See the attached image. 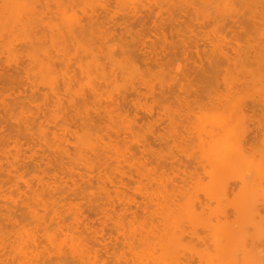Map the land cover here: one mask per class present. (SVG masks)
Returning <instances> with one entry per match:
<instances>
[{"label": "rangeland", "instance_id": "obj_1", "mask_svg": "<svg viewBox=\"0 0 264 264\" xmlns=\"http://www.w3.org/2000/svg\"><path fill=\"white\" fill-rule=\"evenodd\" d=\"M11 1L12 0H0V13H2L0 14V169H2L0 170V264H128L130 261L128 262L129 258L127 260V257H129V255L131 256L130 248H134L133 246L136 247L134 248L135 250L138 248L139 250H142V252H144L143 257V253L141 254V251L139 252V250L137 249L138 252L134 254L136 256L134 257L135 264H137L136 262H138V264H147L149 263V261L151 264L155 263L153 261H156V264H158L159 262L162 264H166L169 262L170 264V261L172 264H217L218 261H221L218 262L220 264H228L231 260L232 261L230 264H234L233 262H236V264H241L242 262L244 264H264V258L261 257L264 255V248H262L263 246L261 247V245H259L260 247H257L256 245L259 243H256L255 241L259 239V237L264 236L262 234V236L258 235L260 234L258 232L264 233V226L262 227L264 223L263 220H261L262 218L264 219V202L259 200L260 198L264 199V165L262 164V161L264 163V17L262 16L264 15V0H256V3L255 1L252 2V0L248 3L247 1L250 0H240L243 1L240 3L241 5L239 4V0H230V2L229 0H214L213 2L215 3V6L217 5L218 7H214V3H212V0L211 2L210 0H207L208 2L206 0V2L203 0H195L194 4L193 2H191V0H185V4L184 0H181V2H179V0H37L38 2H36L35 0H19V2H15L13 4L11 3ZM187 1L190 2L187 3ZM33 2L35 3L33 4ZM209 2L212 3L214 10H211L210 6L212 5ZM16 3H19L17 4L18 7L20 6L23 10L26 9L24 10L27 11V14L25 13L26 15H28V10L32 5H34L33 7H36V9H38L39 11H44H42L43 13L40 12L41 17H39L37 16L39 13L36 14V11L38 12V10H35L34 8L35 12H31V15L29 14L30 17H32L30 18L28 16L29 18L26 17L28 19H25L23 18L25 16H23L22 14V20L20 18L21 12L20 10H17L19 8L16 9V6L14 5ZM186 3L189 5H191L192 3L194 6L190 7H192L193 10ZM200 3L204 4V6L200 5ZM207 3L209 4V6L207 5ZM218 3L220 4V6L218 5ZM254 3L256 7L258 6L259 12L256 11L257 8L253 6ZM262 3L263 5H261ZM197 4H199L200 6ZM205 4L209 7V10L213 12V15L212 13H209L210 11L207 12V6H205ZM246 4L248 5L246 6ZM29 5L31 6L29 7ZM250 6L253 7V9L255 8L253 12ZM33 7L31 11H33ZM244 7L247 10H244ZM10 8L14 10V13H12V15ZM223 8H226V10H222ZM157 9H159V11ZM156 10L157 13H155ZM191 11L194 12V14ZM92 12L93 15L97 16V18H94L95 16H92ZM173 12L175 14H173ZM225 12H227L226 16H224ZM204 13L206 14L205 16L210 20L205 16L203 18ZM219 13H222V15ZM89 14H91L92 17H89ZM196 15H199L198 18H196ZM16 16L18 17V19H21L22 23L20 19V23H18ZM219 16H223L221 17L222 19H220ZM33 17L35 19H37V17L40 19H33V22L31 21ZM212 17H214V19L216 17V21H214ZM253 18L257 19L255 20ZM74 19H76L75 22ZM217 19H219L221 22L223 21V23H220V21ZM28 20H30L31 22L29 21L30 23H28ZM77 21L78 24L76 23ZM161 21L164 23H162ZM193 21L194 23H191ZM23 22L25 25H27L24 26ZM237 23H239V25H237ZM33 24L36 27L33 26ZM81 24H83L82 28H78L79 25L81 26ZM84 24L88 28H86ZM159 24L163 26H160ZM165 24L168 25L167 28L165 27ZM19 25H23L24 28L27 26H30L31 29H33V27L36 28L33 29L34 32L36 31L34 34L29 30L27 32L28 28L26 30L23 29L25 31L23 32L27 33V41H30L31 39L32 41L30 42H33L34 40L36 42V39L40 38L41 36H45L47 37V39L45 37L44 39H38L39 45L36 44L37 42L34 43V45H32L33 43L30 45V43L26 41V45H24L22 43L24 42V40H26V34H20V32H22V29ZM52 25H54L55 27ZM72 25L73 27L71 28ZM50 26L52 28L48 31ZM57 26L60 27V29H56ZM83 26H85V28H83ZM15 27L17 28L16 30L19 31V33L14 32ZM68 27L71 28H69L70 32H68L69 30L67 31ZM110 28L112 29V32ZM163 28H166V30H164ZM219 28L221 29V31ZM238 28L241 31H239ZM241 28H243L244 31ZM169 29L171 30L169 31ZM190 29L192 30V32H194V34ZM223 29L224 31H222ZM92 30L93 32L95 30H97V32L103 31L100 32L103 35L94 32L99 35L95 38L96 34L90 32ZM52 31L60 32L62 33V35L53 33ZM66 31L68 35L72 32V38L70 36H67V33H64ZM77 31H80V34H77L79 33ZM138 31L141 32L139 33ZM155 31L156 33H154ZM172 31H174V33H172ZM208 31H210V33ZM261 31L263 32V35ZM38 32L39 34H36ZM138 33L141 35H139ZM217 33L220 34L221 37H219ZM258 33H260L261 35ZM17 34L22 37V40L21 37L17 36ZM110 34L113 36H111ZM118 35H120V39H118ZM144 35L147 37L145 38ZM155 35H159L160 37H156ZM29 36H31V38ZM209 37H212V41H209L211 40V38ZM94 38L96 39V41ZM112 38L115 40L116 44L118 39V41H120L119 43H122L121 46L119 43V46L115 45V42L111 43V41H114ZM162 38L165 41L164 43ZM143 39H145V41ZM40 40H42V42H39ZM97 40H99V42L101 41V45L98 44L100 45V47L95 44L99 43L97 42ZM142 40L146 43L144 44ZM171 40L176 44L174 45ZM256 40L259 41L257 42ZM103 41L104 44L108 42L106 43V46L102 44ZM152 41L154 43H152ZM170 41L171 43L169 44ZM109 42L112 45L108 46L110 44ZM142 42L145 46L142 44ZM179 42L183 44H179ZM196 42L197 44H195ZM156 43L160 44L157 46ZM126 44L127 47L129 46L128 49H126L127 47H125ZM134 44H136L138 48H136ZM222 44H224L223 47L225 49H222ZM245 44L247 45V47ZM92 45L95 46L93 47ZM217 45L219 46V48ZM122 46L128 53L122 51L125 50L124 48H121ZM189 46H192L193 48H190ZM95 47L97 52L95 50ZM97 47H99V51ZM106 47V50H109L107 52H105ZM150 48L153 49L152 51H156L154 50V48L157 49V52L159 54L156 53V56V54L151 53V55L154 54L156 58L152 57L151 60L149 58L148 60L150 61H148L144 59L143 55L145 54L143 53L148 49L150 52H152ZM180 48H182V50H179ZM118 49L120 53L122 51V54L118 52ZM214 49H217L216 52ZM222 50H228L226 56H224L225 52ZM218 51L220 53H218ZM123 52L129 58L130 56H132V60H128L129 58L127 57L121 58V55L125 56L123 55ZM130 52H132L133 54L127 55L130 54ZM161 52L164 54H161ZM185 52L188 58L186 57V54H184ZM141 53L143 55H141ZM251 53L255 55H251ZM96 54L99 56H97ZM101 54H104L107 57H105L104 55L101 56ZM219 54H222V56L224 57H222L221 55L219 56ZM94 55H96L97 58H95L96 56L92 57ZM228 56L230 60L227 59ZM248 56L252 59H248ZM102 57L105 59H102ZM260 57L263 59H261ZM194 58L197 59L195 60ZM42 59L47 62V68L44 67L45 65H41V62H44L41 61ZM97 59L99 60V62H97ZM115 59H117L116 62ZM123 59H125L126 63ZM133 59L139 60L137 61L138 67H134L135 69H138L137 72L132 68L136 63L135 60V63L133 62ZM153 59H155L156 61ZM162 59H164V61ZM108 60H110V62L114 60L115 65H112V62L108 63ZM141 60L143 62H141ZM214 60L216 64L212 65V61ZM102 61L104 62L102 63ZM122 61L124 64H126L124 67L129 69L130 72L134 70L133 73L135 75L132 73L127 74L126 69H122L120 67L118 62H121L120 64H122ZM129 61L133 62L132 64H134L132 65V67ZM145 61L148 63H146ZM245 62H247V64ZM116 63L119 65V68L116 67L118 66ZM161 63H163L164 65H160ZM190 63L193 64L191 65ZM91 64H93L94 66L98 65L97 67L99 68L92 67L93 65ZM124 64H122L121 66L123 67ZM156 64H158V66ZM128 65L129 67H126ZM217 65L218 67H215ZM211 66L212 69L210 70L209 68H211ZM233 66L236 67L234 68ZM246 66H248L249 69L243 68ZM130 67L133 70H131ZM160 67H162L163 69ZM96 69H98L100 72ZM186 69L188 72L185 71ZM250 69L252 72L250 71ZM207 70L209 73H211L212 71V76L211 74H208V72L206 73ZM96 71L99 74H97ZM142 71L144 73H146L147 71V75L144 76V73ZM199 72L203 73L204 75ZM214 73H217V75H215ZM256 74L257 76H259V78H257ZM103 75L105 76L103 77ZM198 75L202 76L203 78H200ZM205 75H210V77H205ZM226 78L228 79V81L231 80L229 84ZM93 80L94 82L96 80L97 82L95 83H97L98 85H95ZM241 80H243L244 82H241ZM239 81L243 84L241 85V87L239 85L241 84ZM91 82L93 85L91 84ZM231 83L238 85L232 86ZM225 87L227 88V90L225 89ZM93 88L97 89L94 90ZM163 89H165V91ZM178 90L180 92H178ZM237 90L240 92H238ZM225 91L228 92L226 93ZM166 92L168 95L165 94ZM233 92L239 94L236 95ZM224 93L227 94H225L226 97L223 95ZM218 94L221 96L223 95L222 97H224H221V99L223 100L221 101L220 99V102L223 103L224 101L223 104L230 106L227 107L226 105H223V109L222 104L218 102V99L220 97H217ZM231 94L233 95L231 96ZM121 95L124 96L121 97L123 99L120 101L119 99H121ZM215 97L217 98V100ZM116 98L118 99L116 100ZM124 98L126 101L124 100ZM228 99H230L231 102ZM259 99L261 101H259ZM115 100L119 101L116 102ZM226 102L229 104H227ZM212 103L214 107L211 106ZM207 105L210 107L208 108ZM204 106L206 107V110ZM245 106L248 107V109H245ZM253 106L255 109L252 108ZM200 107H204V109H201V111L198 112V110H200ZM191 108L193 109L191 110ZM214 108L215 110H212ZM241 108L243 110H241ZM150 109L153 111V113L152 111H149ZM222 109L227 110L223 112ZM238 109H240L239 112ZM195 110H197V114H194L196 117H194L193 115V112ZM241 112L242 117L241 115H239L241 114ZM197 115H199V117ZM234 115H236V117H233ZM237 115L240 116V120ZM232 117L234 119V123H232ZM257 117L259 118V120ZM127 118H129L130 121ZM156 118L158 123L156 122ZM126 119L129 123L126 121ZM146 119L148 120L146 121ZM238 120L239 122H237ZM222 121L224 122V124H222ZM144 122L148 123V125L144 124ZM216 123L220 126H218ZM237 124L238 126L243 127V132L241 127L239 128L237 126V129ZM124 125L127 127H124ZM234 126L236 128H234ZM220 127L221 129H224L221 130ZM218 132L220 133L219 135L217 134ZM259 133H261L259 135L260 137H257V134ZM237 136L239 138L238 141H241H239V143L238 141H234L236 140ZM205 142L207 145L205 144ZM235 143L237 145H235ZM240 149L246 152V155L249 154L250 157H252L251 160L249 159L246 161V163L248 162L249 168L254 171L259 168L258 170H256L258 172H255L254 174V179H251L249 182L243 183L245 186L242 187H245L246 189L247 187L249 188L247 190L244 188V191L239 192L241 191V187L240 185L238 186V182L237 184H234L239 189L235 188V185H233V183L231 184V182L226 183L227 185L225 184L224 186H220L218 185V182H214V184H217L219 186V188L218 186L216 187L213 184L210 176L213 177V175L217 176L219 174L220 166L216 162L218 157L226 155V153L232 155ZM249 155H247V158H250ZM199 156H202V161ZM179 160H181L184 165ZM193 160L196 162H194ZM197 161H199V163ZM203 161L206 163V165ZM14 166L16 167V169L14 168L15 170L13 169ZM186 166L189 169H187ZM252 166L254 168H251ZM181 167L182 169H180ZM195 168L197 170V173L195 171ZM11 169H13V171H11ZM190 169L193 172H191ZM139 170L141 171V173L142 171H144L147 175L149 172L150 173L148 176L143 173L142 175ZM180 174H182V176ZM183 177H186V181ZM196 180L198 181V183ZM255 180H257V182H255ZM166 181L168 182L166 183ZM209 181L212 182L210 183ZM190 182L192 183V185ZM174 184H176V187ZM228 184H231L232 187H230ZM140 185V190H138ZM168 185H171L170 190L169 188H167ZM203 185H211L210 188L214 190L212 191L210 188H208V186L205 187ZM212 186L214 188H212ZM226 186H229V188ZM163 187L165 189L167 188V192ZM177 187H181V191L180 188L178 189ZM192 187L196 189L195 192L194 190L191 191ZM158 189H161L162 192H159ZM218 189L221 193H216ZM249 189H252V191H248ZM171 190L174 192H172V194L170 192L171 195L167 194ZM200 190H202L201 194ZM230 190L232 191L231 193ZM237 190L239 191L237 192ZM147 192H151L153 198L152 201L154 200L152 203L154 205L152 204L150 206L149 204H147V206H144L145 203L151 204V200L150 202H148L146 196L148 194ZM181 192L182 194H180ZM189 192H191V197L189 196ZM213 192L216 195L213 194ZM252 192L255 194H253ZM232 193L233 198L231 196ZM257 193L259 194L257 195ZM164 194L167 197L164 196ZM173 194H178L177 198H175ZM196 194L197 196H195ZM204 194H207L206 196H209V198L211 197V195H213V197L209 200V198L203 196ZM244 194L249 195L246 196ZM160 195L163 197H161ZM169 195L171 196V198ZM217 195L219 198L216 199ZM184 196L185 198H183ZM241 196H245L243 197L245 201L242 200ZM132 197L133 199L135 198L134 201ZM149 197L150 195L148 196V198ZM163 198L166 200H163ZM190 198L193 203L192 201H188ZM219 199L220 202L217 203V200L219 201ZM233 199H236V201H234ZM255 199L257 201H255ZM170 200L171 205L169 202ZM201 200L203 202H201ZM251 200L255 202H252ZM213 201H216V204H214L215 202ZM240 201L245 202V204H243L244 206L241 205L242 202ZM165 202L169 203L170 206L167 207L168 204L166 205ZM178 202L181 205L182 203L185 204V206L183 205L184 208ZM226 202H228L227 204H229V202L230 204H234L227 205L225 204ZM155 203H157V205ZM173 203H175L176 205H174ZM186 203L188 204V206ZM205 203L207 205H205ZM201 204H204V207ZM252 204L254 207L252 206ZM256 204H261L259 206L263 207V209L259 206H256ZM172 205L176 207H172ZM235 205H237V207L239 208L235 207ZM219 206L222 208V210H220ZM230 206H234V212ZM170 208L173 210H171ZM200 208H202L201 211ZM210 208L214 209L215 211H213L212 213V210L210 211ZM216 208L218 209V212L220 211L219 215L217 214L218 212L216 211ZM240 208L243 209L241 210ZM258 208H260L262 214L259 213L260 211L257 210ZM147 209H149L150 211ZM229 209L231 214L229 213ZM254 209H256L257 211ZM179 210L182 211V213L178 212ZM224 210L228 212L226 216H224L226 214ZM152 211H154L153 213L156 212V215H150V213L152 214ZM209 211L212 213V215L211 213H209ZM195 212L197 214H195ZM199 212H201V214H199ZM223 212H225V214H223ZM130 213L132 215L134 214L135 217H132ZM233 213L234 217L238 215L237 217L239 218V215H241L240 219L243 220L236 218L237 221H241L240 224L237 221L235 223V221H232V219H227L233 218L234 220H236L234 217H231V215L233 216ZM229 214L230 216H228ZM246 214L247 216H245ZM259 214L261 216L263 215L262 218H260ZM160 215L162 217H160ZM223 216L225 218L227 216L228 217L225 219L223 218ZM150 217H153V219H156V217L158 218L156 219L157 221L155 220V222ZM161 218L163 219V223ZM216 219H218L219 221H221V219H225L227 221H222H229L230 225L235 224V230H237V228L239 227V230L236 231L237 234H243L241 236L242 238L239 237V235H236V237H234L236 245L240 244L241 246H243L242 243H245L246 241L250 242V236L253 235L254 237L252 236V238L255 239L256 235L257 239L254 240L256 244L253 243V241H251V243L254 245H250L249 242L248 244H246L247 246L250 245L254 249L256 248L254 251L258 252V254H256L260 258H258L256 254H253L255 253L253 251V248H249L245 245L243 249L242 247H239V245L237 246L239 248L238 251L242 248L245 252L244 256H242L243 250L241 249L242 251L240 250V253H237V255H241V258L238 257L237 259V256L235 254L234 257H229L230 260L228 258H224L223 260V256L214 246H212L211 242L208 240V237L207 239L205 238L206 231L204 230V233V231L200 230V232L198 230V228L201 229V227H205V225H207L206 223H209L211 221L214 222L216 221ZM257 219H260L262 223H260V221H258ZM151 221L154 222L152 223V225L154 226L149 224V222L151 223ZM164 221H167V225L173 227H167L168 230L170 227V232L172 229V234H170L168 230L164 231L166 228H163L167 226ZM130 223L133 225V227ZM155 223H158L159 225H157L159 227L161 223L164 224V227L163 225H161V228L163 230L159 227V230L154 229V227L156 226ZM194 223L196 224L194 225ZM256 223H258V225H256ZM227 224L228 223H226L225 225ZM251 224L254 226V229H252ZM200 225L201 227H199ZM130 226L132 227L133 231L136 230L137 233L133 232ZM186 226H190V230H186V228L188 229V227ZM192 226L196 227V232L192 231L195 230V228L193 229ZM235 226L233 225L232 227ZM258 226L259 229L257 232L256 229L258 228ZM260 226L262 229H260ZM244 227L247 229H245ZM248 227L251 228V231H254L251 232L249 230L250 228ZM130 230L133 232V234L135 233L134 239L136 240L132 239L133 234H130ZM187 231H191L193 233V236L188 235L190 236L189 239L191 238V242L190 240L188 241V237L186 234ZM238 231L240 232L238 233ZM142 233L143 235H141ZM194 233H196V236H194ZM250 233L252 235H250ZM129 234L131 236L128 239ZM163 234H165L163 238L166 241V244L163 245L161 241V243L157 242L156 244L154 240L152 241V239H155V241L159 240L156 238L161 237ZM245 235L246 237L243 238ZM192 237L194 238L193 240ZM247 238L249 240H247ZM143 240L146 241L144 242ZM206 240L210 242L211 245L206 242ZM260 240L261 239H259V242ZM263 240L264 239H262L261 242H264ZM147 241L152 242L150 244L151 246H149V244L147 245ZM130 242L132 246H130ZM133 242L135 245L133 244ZM204 242L207 244H205ZM158 243H160L161 245ZM168 243L170 245H168ZM179 243L184 244V246H181ZM128 244H130V248ZM260 244L263 245L264 243ZM139 245H141V247H138ZM157 245V250L158 248H160L159 246H161L162 248L164 247L165 249L161 248L157 251L154 248ZM174 246L176 248L178 247V251L175 250L176 248ZM144 247L147 248L145 249ZM148 247L154 249L152 250ZM74 249H76L75 252L77 254L74 252ZM134 249L133 253H135ZM245 250H248L247 253ZM249 250L251 251L249 252ZM79 251L80 253H83V256L81 253V256L83 257L81 259L80 253H78ZM149 251L151 252L149 253ZM187 251H189V253ZM152 252H155L154 254H158L156 255L157 257H155V255H153V257L150 256L151 254H153ZM210 252L211 254H209ZM139 254L141 255V257ZM145 254H147L146 256H149L151 258H146ZM249 254H253L252 257ZM169 255H172L173 257ZM220 255L221 257H219ZM256 257V261L258 262L254 261ZM164 258L167 259V261L163 260ZM168 258H170V260ZM242 258L243 260H241ZM248 258L249 260H247ZM252 259L254 262L252 261ZM186 260L190 261L191 263H188V261L186 263ZM226 261H228V263H226ZM250 261H252L253 263Z\"/></svg>", "mask_w": 264, "mask_h": 264}, {"label": "bare ground", "instance_id": "obj_2", "mask_svg": "<svg viewBox=\"0 0 264 264\" xmlns=\"http://www.w3.org/2000/svg\"><path fill=\"white\" fill-rule=\"evenodd\" d=\"M35 1L38 2L37 0H35ZM149 1H151V0H149ZM152 1H153V0H152ZM182 1H183V0H182ZM196 1H197V0H196ZM199 1H201V0H199ZM203 1H205V0H203ZM206 1H207V0H206ZM206 1H205V2H206ZM213 1H214V0H212V3H214ZM232 1H233V0H232ZM239 1H240V0H239ZM253 1H255V3H256V0H252V2H253ZM15 2H19V0H17V1H16V0H12V1H11L12 4L15 3ZM31 2H32V1H31ZM179 2H181V0H179ZM185 2H186V1L184 0V4H185ZM188 2H190V1H187V3H188ZM191 2H193V4H194L195 0H191ZM207 2H208V1H207ZM210 2H211V0H210ZM210 2H209V3H210ZM217 2H219V1H217ZM217 2H216V4H217ZM229 2H230V0H229ZM229 2H227V3H229ZM241 2H243V1H240L239 4H240ZM248 2H251V0H250V1H247V3H248ZM34 3H35V2H33V4H34ZM155 3H156V2H155ZM187 3H186V4H187ZM203 3H204V2H203ZM212 3H210V4L212 5ZM221 3H223V2H221ZM227 3H225V4H227ZM236 3H237V2H236ZM244 3H245V2H244ZM244 3H243V5H244ZM255 3H254L253 6H254L255 8H257L256 11H258V6L256 7V6H255ZM257 3H258V2H257ZM12 4H11V5H12ZM17 4H19V3H16V4H14V5L16 6V9L19 8V9H17V10H18V11L20 10V12H21V14H20V18H21L22 14H23V16H25V17H23V18L28 19V18L30 17V15H31L30 13H31V12H35V11H34V8H35V10H38V9H36V7H33L34 5L31 4L32 6L29 5V7L31 6V8L28 7V8H29V10H28L29 13H28V15H26V14H27V11H24V10H26V9L23 10L20 6L18 7ZM21 4H22V3H21ZM27 4H28V3H27ZM193 4L191 3V5H189V4H187V5H189V7H190V6H194ZM250 4H251V3H250ZM252 4H253V3H252ZM14 5H13V6H14ZM23 5H24V4H23ZM195 5H196V4H195ZM197 5H199V4H197ZM200 5H203V6H204V4H201V3H200ZM200 5H199V6H200ZM207 5L209 6L208 3H207ZM207 5L205 4V6H207ZM218 5L220 6L219 3H218ZM231 5H232V3H231ZM234 5H235V4H234ZM240 5H241V4H240ZM247 5H248V4H246V6H247ZM259 5H260V3H259ZM261 5H263V3H262ZM203 6H202V7H203ZM208 6L206 7L207 12L210 11L209 13H210V14L212 13V15H213V12H211L212 9L214 10L213 5L210 6V7H211V10H209V7H208ZM216 6H217V5H216ZM216 6H215V3H214V7H216ZM226 6H227V5H226ZM228 6H229V5H228ZM32 7H33V11H31ZM195 7H196V6H195ZM217 7H218V6H217ZM233 7H234V6H233ZM263 7H264V6H263ZM28 8H27V9H28ZM190 8L193 10L192 7H190ZM198 8H199V7H198ZM219 8H220V7H219ZM221 8H222V4H221ZM226 8H227V7H226ZM226 8H223L222 10H224V9L226 10ZM229 8H230V7H229ZM250 8L252 9V12H253V10H255V8L253 9V7H251V6H250ZM10 9H11V8H10ZM194 9H195V8H194ZM204 9H205V7H204ZM217 9H218V8H217ZM227 9H228V8H227ZM233 9H234V8H233ZM259 9H260V8H259ZM22 10H23V11H22ZM157 10L159 11V9H157ZM157 10L155 11V13H157ZM197 10H198V9H197ZM215 10H216V9H215ZM239 10H240V9H239ZM244 10H247V9L244 7ZM12 11H13V12H12ZM42 11H44V10H42ZM42 11H39V10H38V12L36 11V14L39 13L37 16L41 17V16H40V14H41L40 12H42ZM167 11H168V10H167ZM195 11H196V10H195ZM200 11H201V9H200ZM200 11H199V12H200ZM227 11H228V10H227ZM229 11H230V10H229ZM236 11H237V10H236ZM260 11H263V10H260ZM191 12H192V11H191ZM199 12H198V13H199ZM202 12H203V11H202ZM220 12H221V11H220ZM233 12H234V11H233ZM238 12H239V11H238ZM250 12H251V11H250ZM258 12H259V11H258ZM12 13H14V10L11 9V15H12ZM25 13H26V14H25ZM42 13H43V12H42ZM155 13H154V16H155ZM192 13L194 14V12H192ZM216 13H217V12H216ZM226 13H227V12H225V15H224V16H226ZM229 13H230V12H229ZM229 13H228V14H229ZM246 13H247V11H246ZM255 13H256V12H255ZM255 13H254V14H255ZM0 14H2V13H0ZM29 14H30V15H29ZM91 14H92L93 17L95 16V15H93V12H92ZM91 14H89V17L91 16ZM94 14H95V13H94ZM160 14H161V13H160ZM168 14H169V13H168ZM173 14H175V13L173 12ZM217 14H218V13H217ZM217 14H216V15H217ZM219 14L222 15V13H219ZM223 14H224V12H223ZM236 14H238V13H236ZM250 14H251V13H250ZM256 14H257V13H256ZM259 14H260V13H259ZM259 14H258V15H259ZM157 15H158V14H157ZM170 15H171V14H170ZM205 15H206V14L204 13L203 18H204ZM28 16H29V17H28ZM34 16H35V15H34ZM92 16H91V17H92ZM190 16H191V15H190ZM190 16H189V18H190ZM193 16H194V15H193ZM196 16H197V15H196ZM198 16H199V15H198ZM198 16H197L196 18H198ZM200 16H201V15H200ZM210 16H211V15H210ZM229 16H230V15H229ZM235 16H236V15H235ZM248 16H249V15H248ZM251 16H252V15H251ZM251 16H250V17H251ZM259 16H260V15H259ZM262 16L264 17V15H262ZM26 17H28V18H26ZM31 17H32V16H31ZM31 17H30V18H31ZM172 17H173V16H172ZM191 17H192V16H191ZM205 17H206V16H205ZM219 17H220V16H219ZM221 17H223V16H221ZM221 17H220V19H222ZM230 17H231V16H230ZM252 17H253V16H252ZM16 18H17L18 23H20L21 19L23 20V18H21V19L19 18V19H20V21H19V19H18L17 16H16ZM94 18H97V16H95ZM94 18H92V19H94ZM196 18H195V19H196ZM206 18H208V17H206ZM206 18H205V19H206ZM259 18H260V17H259ZM33 19H35V18L33 17L31 21L34 22ZM37 19H40V18L37 17ZM37 19H35V20H37ZM90 19H91V18H90ZM167 19H168V17H167ZM169 19H171V18H169ZM192 19H193V18H192ZM192 19H189V20H192ZM208 19H209V18H208ZM212 19H214V17H212ZM215 19H216V17H215ZM215 19H214V21H216ZM227 19H228V18H227ZM237 19H238V18H237ZM253 19H255V18H253ZM256 19H257V18H256ZM256 19H255V20H256ZM263 19H264V18H263ZM75 20H76V19H74V22H75ZM173 20H174V19H173ZM209 20H210V19H209ZM217 20H219V19H217ZM231 20H232V19H231ZM233 20H234V19H233ZM242 20H243V19H242ZM242 20H241V21H242ZM29 21H30V20H28V23L31 22V21H30V22H29ZM79 21H80V20H79ZM194 21H195V20H194ZM194 21L191 22V23H194ZM219 21H220V20H219ZM226 21H227V20H226ZM226 21H225V22H226ZM251 21H252V20H251ZM262 21H263V20H262ZM25 22H26V20H25ZM37 22H38V21H37ZM72 22H73V20H72ZM81 22H82V20H81ZM161 22H162V21H161ZM195 22H196V21H195ZM225 22H224V23H225ZM232 22H233V21H232ZM239 22H240V21H239ZM248 22H250V21H248ZM258 22H259V21H258ZM21 23H22V21H21ZM76 23L78 24V21H77ZM162 23H164V22H162ZM202 23H203V22H202ZM220 23H223V21H222V22L220 21ZM251 23H253V22H251ZM79 24H80V22H79ZM87 24H88V23H87ZM92 24H93V23H92ZM160 24H161V23H160ZM160 24H159V25H160ZM218 24H219V23H218ZM256 24H257V23H256ZM259 24H260V23H259ZM23 25L26 26L27 24L25 25L24 22H23ZM23 25H22V26H23ZM28 25H29V24H28ZM31 25H32V24H31ZM36 25H38V24H36ZM73 25H74V24H73ZM73 25L71 26V28L73 27ZM82 25H83V24H81V26L79 25L78 28H82ZM84 25H85V24H84ZM90 25H91V24H90ZM117 25H118V24H117ZM165 25H166V24H165ZM221 25H222V24H221ZM237 25H239V23H237ZM261 25H263V24H261ZM19 26H21V25H19ZM19 26H17V27H19ZM22 26H21V29H22L21 31H22V32H20V34H21V33H22L23 35L26 34V37H25L26 40H24V42L21 41V42H23L22 44L26 45V44H25V41H26V42H29L30 45H31L32 43H33L32 45H34V43H36V42H37L36 44L39 45V43H38V39H40V38H41V39H42V38L44 39L45 36H44V37L41 36L40 38H37V39L35 38V39L37 40L36 42H35V40H34L33 42H30V41H32L31 39H30V41H29V40L27 41V39H28V37H27V33H24L25 31H24L23 29L26 30V29L28 28V29H27V32H28V30H29L30 32L32 31V33L34 34L36 31L34 32L33 29H36V28L33 27V26H35L34 24H33V26H32L33 29H31L30 26H27V27H25V28H24V26H23V28H22ZM52 26H54V25H52ZM58 26H59V25H58ZM58 26L56 27V29H57V28L60 29V27H58ZM85 26H86V25H85ZM85 26H83V28H85ZM92 26H93V25H92ZM92 26H91V27H92ZM94 26H95V25H94ZM102 26H103V25H102ZM104 26H105V25H104ZM124 26H125V25H124ZM160 26H163V25H160ZM160 26H159V27H160ZM167 26H168V25H166L165 27L167 28ZM172 26H173V25H172ZM172 26H171V27H172ZM219 26H220V25H219ZM29 27H30V29H29ZM35 27H36V26H35ZM42 27H43V25H42ZM45 27H46V26H45ZM54 27H55V26H54ZM54 27H53V28H54ZM75 27H76V26H75ZM107 27H108V26H107ZM156 27H157V26H156ZM177 27H178V26H177ZM201 27H202V25H201ZM203 27H204V26H203ZM221 27H222V26H221ZM223 27H226V26H223ZM258 27H260V26H258ZM263 27H264V26H263ZM46 28H47V27H46ZM46 28H45V29H46ZM51 28H52V27L50 26V28L48 29V31L51 30ZM69 28H70V27L67 28V31L69 30L68 32H70V29H71V28H70V29H69ZM86 28H88V27L86 26ZM153 28H154V27H153ZM153 28H152V29H153ZM166 28H165V29L163 28V29L166 30ZM191 28H192V26H191ZM254 28H255V26H254ZM261 28H262V27H261ZM261 28H260V29H261ZM16 29H17V28L15 27V29H14L15 31H14V32H18V33H19V31H17ZM59 29H58V30H59ZM100 29H101V28H100ZM107 29H108V28H107ZM110 29H111V28H110ZM127 29H128V28H127ZM187 29H188V27H187ZM206 29H207V28H206ZM219 29H220V28H219ZM219 29H218V30H219ZM241 29L243 30V28H241ZM258 29H259V28H258ZM18 30H20V29H18ZM52 30H53V29H52ZM62 30H63V29H62ZM73 30H74V29H73ZM78 30H80V29H78ZM87 30H89V29H87ZM87 30H86V31H87ZM125 30H126V29H125ZM150 30H151V29H150ZM164 30H163V31H164ZM170 30H171V29H169V31H170ZM190 30H191V29H190ZM214 30H215V29H214ZM238 30H239V28H238ZM23 31H24V32H23ZM41 31H42V29H41ZM46 31H47V30H46ZM59 31H60V30H59ZM63 31H64V30H63ZM67 31L64 32V33H67ZM74 31H75V30H74ZM80 31H82V30H80ZM80 31H77V32H79V33H77V34H80ZM99 31H100V30H99ZM104 31H107V30H104ZM135 31H137V30H135ZM174 31H175V29H174ZM174 31H172V33H174ZM216 31H217V30H216ZM220 31H221V29H220ZM222 31H224V29H223ZM239 31H241V30H239ZM243 31H244V30H243ZM258 31H259V30H258ZM50 32H51V31H50ZM52 32H53V33H58L59 35H62V33H60V32H56V31H52ZM61 32H62V31H61ZM88 32H89V31H88ZM90 32H93V30L90 31ZM94 32H96V33L98 34V33L103 32V31L97 32V30H95ZM94 32H93V33H94ZM111 32H112V29H111ZM138 32L140 33L141 31H138ZM191 32H192V30H191ZM208 32L210 33V31H208ZM261 32H262V31H261ZM40 33H41V32H40ZM75 33H76V32H75ZM85 33H86V32H85ZM96 33H94V34H96ZM121 33H122V32H121ZM127 33H131V32H127ZM139 33H138V34H139ZM154 33H156V31H155ZM161 33H162V32H161ZM192 33L194 34V32H192ZM221 33H222V32H221ZM256 33H257V32H256ZM30 34H31V33H30ZM36 34H39V32L36 33ZM36 34H35V35H36ZM81 34H82V32H81ZM90 34H92V33H90ZM97 34L95 35V38H96V36H99V35H97ZM100 34H102V33H100ZM117 34H118V33H117ZM119 34H120V33H119ZM125 34H126V33H125ZM157 34H158V32H157ZM170 34H171V32H170ZM193 34H192V35H193ZM207 34H208V33H207ZM212 34H213V33H212ZM217 34H218V33H217ZM223 34H224V32H223ZM223 34H222V35H223ZM258 34H260V33H258ZM23 35H22V36H23ZM31 35H32V34H31ZM71 35H72V32H71V34H69V35H68V33H67V36H70V37H71ZM102 35H103V34H102ZM110 35H111V34H110ZM139 35H141V34H139ZM145 35H146V34H145ZM145 35H144V36H145ZM162 35H164V34H162ZM167 35H168V34H167ZM208 35H209V34H208ZM218 35H219V37H221L220 34H218ZM260 35H261V34H260ZM262 35H263V32H262ZM17 36H19V35L17 34ZM111 36H113V35H111ZM119 36H120V35L117 36L118 39H120ZM155 36H156V35H155ZM158 36H159V35H157L156 37H158ZM165 36H166V35H165ZM169 36H170V35H169ZM209 36H210V35H209ZM19 37H21V36H19ZM29 37L31 38V36H29ZM34 37H36V36H34ZM100 37H101V36H100ZM109 37H110V36H109ZM141 37H142V36H141ZM146 37H147V36H145V38H146ZM159 37H160V36H159ZM163 37H164V36H163ZM167 37H168V36H167ZM263 37H264V36H263ZM45 38L47 39V37H45ZM71 38H72V37H71ZM92 38H93V37H92ZM95 38H94V39H95ZM104 38H105V35H104ZM104 38H101V39H104ZM115 38H116V36H115ZM121 38H122V37H121ZM143 38H144V37H143ZM178 38H180V37H178ZM209 38H211V40H209V41H212V37H209ZM209 38H208V39H209ZM18 39H20V38H18ZM112 39H113V38H112ZM118 39H117V44H116V42H115L114 39H113L114 41H111V43L115 42V45H118V43L120 42V41H118ZM130 39H131V37H130ZM148 39H149V38H148ZM162 39H163V38H162ZM167 39H168V38H167ZM172 39H173V38H172ZM237 39H238V38H237ZM240 39H241V38H240ZM21 40H22V37H21ZM87 40H88V39H87ZM99 40H100V39H99ZM99 40H97V42H99ZM122 40H123V39H122ZM134 40H135V39H134ZM136 40H137V39H136ZM143 40L145 41V39H143ZM143 40H142V41H143ZM156 40H157V38H156ZM158 40H159V39H158ZM168 40H169V39H168ZM182 40H183V39H182ZM197 40H198V39H197ZM220 40H221V39H220ZM19 41H20V40H19ZM44 41H46V40H44ZM93 41H94V40H93ZM95 41H96V39H95ZM106 41H107V40H106ZM131 41H133V40H131ZM137 41H138V40H137ZM144 41H143V42H144ZM150 41H151V40H150ZM171 41H172V40H171ZM171 41L169 42V44L171 43ZM180 41H181V40H180ZM192 41H193V39H192ZM192 41H191V42H192ZM214 41H217V40H214ZM225 41H226V40H225ZM245 41H246V40H245ZM247 41H248V40H247ZM256 41H257V40H256ZM258 41H259V40H258ZM258 41H257V42H258ZM263 41H264V40H263ZM17 42H18V41H17ZM39 42H42V40H40ZM90 42H91V41H90ZM100 42H101V41H100ZM100 42H99V43H95V44H97V45L100 44V45H101ZM135 42H136V41H135ZM135 42H134V43H135ZM143 42H142V44H143ZM164 42H165V41H164V39H163V43H164ZM176 42H177V41H176ZM181 42H182V41H181ZM185 42H186V41H185ZM197 42H199V41H197ZM197 42H196L195 44H197ZM231 42H232V41H231ZM250 42H251V41H250ZM29 43H27V44H29ZM106 43H108V42H106ZM106 43L104 44V41H103L102 44H104V45L106 46ZM109 43H110V42H109ZM111 43H110L108 46L112 45ZM127 43H128V42H127ZM138 43H139V42H138ZM138 43H136V44H138ZM140 43H141V42H140ZM145 43H146V42H144V44H145ZM152 43H154V42L152 41ZM161 43H162V42H161ZM172 43H174V41H172ZM187 43H188V42H187ZM192 43H193V42H192ZM215 43H216V42H215ZM228 43H229V42H228ZM232 43H233V42H232ZM119 44H120V43H119ZM121 44H122V43H121ZM121 44H120V46H121ZM129 44H130V43H129ZM136 44H134V45L136 46ZM142 44H141V45H142ZM144 44H143V45H144ZM156 44H157V46H158L160 43H156ZM166 44H167V43H166ZM175 44H176V43H174V45H175ZM179 44H183V43H180V42H179ZM209 44H210V42H209ZM209 44H208V45H209ZM216 44H217V43H216ZM219 44H220V41H219ZM224 44H225V42H224ZM224 44L221 45V46H222V49L224 48V47H223ZM238 44H239V43H238ZM255 44H256V43H255ZM24 45H23V46H24ZM37 45H36V46H37ZM40 45H41V43H40ZM89 45H90V44H89ZM97 45H96V46H97ZM100 45H98V46L100 47ZM113 45H114V44H113ZM124 45H125V43H124ZM130 45H131V44H130ZM174 45H173V47H174ZM198 45H199V44H198ZM211 45H212V42H211ZM211 45H210V46H211ZM230 45H231V44H230ZM245 45H246V44H245ZM249 45H250V44H249ZM257 45H258V44H257ZM27 46H29V45H27ZM27 46H26V47H27ZM92 46H93V45H92ZM94 46H95V45H94ZM94 46H93V47H94ZM105 46H104V47H105ZM108 46H107V47H108ZM118 46H119V45H118ZM138 46H139V45H138ZM144 46H145V45H144ZM147 46H151V45H147ZM154 46H155V44H154ZM194 46H195V45H194ZM217 46H218V45H217ZM250 46H251V45H250ZM252 46H253V45H252ZM93 47H91V48H93ZM99 47H97V49H98ZM107 47L105 48V52L109 51V50H106ZM125 47H127V44H126ZM128 47H129V46H128ZM128 47H127L126 49H128ZM133 47H134V46H133ZM140 47H141V46H140ZM166 47H167V46H166ZM183 47H184V46H183ZM189 47L191 48L192 46H189ZM196 47H197V46H196ZM211 47H212V46H211ZM230 47H231V46H230ZM232 47H233V45H232ZM236 47H237V46H236ZM246 47H247V45H246ZM253 47H254V46H253ZM253 47H252V48H253ZM258 47H259V46H258ZM89 48H90V47H89ZM121 48H124V47L122 46ZM131 48H132V47H131ZM136 48H138V47L136 46ZM148 48H149V47H148ZM192 48H193V47H192ZM200 48H201V47H200ZM218 48H219V46H218ZM220 48H221V47H220ZM250 48H251V47H250ZM84 49H85V48H84ZM124 49H125V48H124ZM126 49H125V50H122V51H125V53H128V52H126ZM201 49H202V48H201ZM208 49H209V47H208ZM224 49H225V48H224ZM253 49H255V48H253ZM93 50H94V49H93ZM95 50H96V47H95ZM100 50H101V49H100ZM103 50H104V49H103ZM103 50H102V51H103ZM129 50H130V49H129ZM140 50H141V49H140ZM150 50L152 51L153 49L150 48ZM154 50H156V51H152V52H150L149 49H148V50H145V51H147V52L144 51L143 54H145V55L148 54V55L145 56V55H143L142 53H141V55H143V57H144L145 60H148L149 58H150V60H151L152 57H155L154 54H156V53L159 54V53L157 52V49L154 48ZM179 50H182V48H180ZM189 50H190V49H189ZM196 50H197V49H196ZM214 50H215V49H214ZM216 50H217V49H216ZM216 50H215V52H216ZM228 50H229V49H228ZM228 50H227V51H228ZM231 50H232V48H231ZM237 50H238V49H237ZM237 50H236V51H237ZM244 50H245V48H244ZM255 50H256V49H255ZM257 50H258V49H257ZM89 51H90V50H89ZM98 51H99V49H98ZM114 51H115V50H114ZM120 51H121V49H120ZM122 51H121V53H120V52H119V49H118V52H119L120 54H122ZM138 51H139V50H138ZM159 51H160V50H159ZM176 51H177V49H176ZM183 51H184V48H183ZM187 51H188V50H187ZM192 51H193V50H192ZM222 51H224V50H222ZM227 51H224V52H225V53H224V54H225L224 56H226V53H228ZM247 51H248V50H247ZM250 51H252V50H250ZM259 51H260V50H259ZM261 51H262V50H261ZM96 52H97V50H96ZM132 52H133V51H132ZM132 52H130V54H127V55H131V54H133ZM179 52H180V51H179ZM188 52H189V51H188ZM196 52H197V51H196ZM196 52H195V53H196ZM211 52H212V51H211ZM211 52H208V53H211ZM213 52H214V51H213ZM220 52H221V50H220ZM220 52L218 51V53H220ZM233 52H234V50H233ZM237 52H238V51H237ZM253 52H254V51H253ZM86 53H87V52H86ZM123 53H124V52H123ZM125 53H124L123 55H125ZM151 53H154V54L151 55ZM166 53H167V52H166ZM166 53H165V54H166ZM182 53H183V52H182ZM182 53H181V54H182ZM199 53H200V51H199ZM242 53H243V51H242ZM255 53H256V52H255ZM92 54H93V52H92ZM99 54H100V53H99ZM149 54H150V55H149ZM157 54H156V56H157ZM161 54H164V53L161 52ZM184 54H186V52H185ZM188 54H189V53H188ZM212 54H213V53H212ZM222 54H223V53H222ZM222 54H219V56H220V55L222 56ZM234 54H235V53H234ZM252 54H253V53H251V55H252ZM257 54H258V53H257ZM96 55H97V54H96ZM96 55H94V56H92V57H95ZM103 55H104V54H103ZM103 55L101 54V56H103ZM107 55H108V54H107ZM137 55H138V54H137ZM179 55H180V54H179ZM198 55H199V54H198ZM216 55H218V54H216ZM253 55H255V54H253ZM261 55H262V54H261ZM97 56H99V55H97ZM97 56H96L95 58H97ZM101 56H100V58H101ZM104 56H105V55H104ZM148 56H149V57H148ZM158 56H159V55H158ZM183 56H185V55H183ZM183 56H181V57H183ZM211 56H213V55H211ZM224 56H222V57H224ZM229 56H230V55H229ZM229 56H228L227 59L230 60ZM234 56H235V55H234ZM240 56H241V55H240ZM105 57H107V56H105ZM125 57L129 58V57L126 56V55H125V56H122V55H121V58H125ZM131 57H132V56H130V58H131ZM140 57H142V56H140ZM159 57H160V56H159ZM161 57H162V56H161ZM186 57H187V54H186ZM197 57H199V56H197ZM205 57H206V56H205ZM215 57H217V56H215ZM222 57H221V58H222ZM108 58H109V56H108ZM110 58H111V57H110ZM130 58H129L128 60L131 61L133 57H132L131 59H130ZM135 58H136V57H135ZM155 58H156V57H155ZM187 58H188V57H187ZM191 58H192V57H191ZM221 58H220V59H221ZM231 58H233V57H231ZM237 58H238V57H237ZM241 58H242V57H241ZM260 58H261V57H260ZM102 59H105V58L102 57ZM102 59H101V60H102ZM112 59H113V58H112ZM136 59H137V58H136ZM136 59H133V62H134V63H135V61H136L135 65L132 64L133 62H130V61H129V62H130L131 64H130V63H129V64L131 65V67H132V65H134L132 68L137 72L138 69H135V68L138 67V65H137V61H139V60H136ZM144 59H143V61H144ZM180 59H181V58H180ZM189 59H190V58H189ZM194 59L196 60L197 58H194ZM215 59H216V58H215ZM220 59H219V60H220ZM235 59H236V58H235ZM239 59H240V58H239ZM245 59H246V58H245ZM248 59H252V58H250V57L248 56ZM254 59H255V58H254ZM261 59H263V58H261ZM94 60H96V59H94ZM97 60H98V59H97ZM116 60H117V59H115V62H116ZM118 60H119V59H118ZM121 60H122V59H121ZM121 60H120V61H121ZM123 60H124V62H125V59H123ZM134 60H135V61H134ZM150 60H148V61H150ZM153 60H155V59H153ZM153 60H152V61H153ZM160 60H161V59H160ZM162 60L164 61V59H162ZM182 60H183V59H182ZM185 60H186V59H185ZM192 60H193V59H192ZM246 60H247V59H246ZM39 61H40V60H39ZM41 61H44V60L42 59ZM108 61H109L108 63H111V62H112V65L114 64V60H112L111 62H110V60H108ZM143 61L141 60V62H143ZM152 61H151V62H152ZM155 61H156V60H155ZM186 61H187V60H186ZM193 61H194V60H193ZM193 61H192V62H193ZM209 61H211V60H209ZM216 61H217V60H216ZM256 61H257V60H256ZM256 61H255V62H256ZM97 62H99V60H98ZM103 62H104V61H102V63H103ZM145 62H146V61H145ZM158 62H159V61H158ZM158 62H156V63H158ZM165 62H166V61H165ZM172 62H173V61H172ZM187 62H188V61H187ZM189 62H190V61H189ZM213 62H214V63H213ZM223 62H224V60H223ZM223 62H219V63H223ZM252 62H254V61H252ZM43 63H44V64H43ZM43 63L41 62V65H42V66L45 65L44 67H46V66H47V64H46L47 62L44 61ZM120 63H121V62H120ZM120 63L118 62V64L120 65V67H121L122 69H123V68L126 69L127 74H128V73H130V74H131V73L134 74V73H133L134 70L131 69V67H130V69L133 70L132 72H130L129 69H127V68L124 67L126 64H124L123 61H122V64H124L123 67L121 66L122 64H120ZM125 63H126V62H125ZM127 63H128V62H127ZM146 63H148V62H146ZM153 63H154V62H153ZM159 63H160V62H159ZM169 63H170V62H169ZM194 63H196V62H194ZM245 63L247 64V62H245ZM248 63H249V61H248ZM93 64H94V63H93ZM93 64H91V65H93ZM98 64H99V63H98ZM100 64H101V63H100ZM116 64H117V63H116ZM118 64H117V65H118ZM140 64H141V63H140ZM188 64H189V63H188ZM190 64H191V63H190ZM192 64H193V63H192ZM192 64H191V65H192ZM214 64H216V63H215V60L212 61V65H214ZM217 64H218V62H217ZM114 65H115V64H114ZM119 65L116 66V67L119 68ZM141 65H142V64H141ZM156 65L158 66V64H156ZM156 65H155V66H156ZM160 65H164V64L161 63ZM160 65H159V66H160ZM167 65H168V63H167ZM225 65H226V64H225ZM232 65H233V64H232ZM244 65H245V64H244ZM97 66H98V65H97ZM97 66H94V65H93L92 67H97ZM99 66H100V65H99ZM135 66H137V67H135ZM145 66H146V65H145ZM147 66H148V65H147ZM157 66H156V67H157ZM165 66H166V65H165ZM202 66H203V65H202ZM221 66H222V64H221ZM228 66H229V65H228ZM236 66H237V65H236ZM236 66H235V67H236ZM47 67H48V66H47ZM47 67H46V68H47ZM86 67H87V66H86ZM89 67H91V66H89ZM101 67H102V66H101ZM114 67H115V66H114ZM126 67H129V65L126 66ZM134 67H135V68H134ZM142 67H144V66H142ZM191 67H192V66H191ZM203 67H204V66H203ZM205 67H206V66H205ZM207 67H208V66H207ZM209 67H210V66H209ZM215 67H218V65L215 66ZM233 67H234V66H233ZM235 67H234V68H235ZM257 67H258V66H257ZM97 68H99V67H97ZM148 68H149V67H148ZM160 68H162V67H160ZM175 68H177V67H175ZM237 68H238V67H237ZM243 68L246 69V68H248V66L243 67ZM251 68H252V66H251ZM89 69H90V68H89ZM93 69H94V68H93ZM139 69H140V68H139ZM157 69H158V68H157ZM157 69H156V70H157ZM162 69H163V68H162ZM190 69H191V68H190ZM209 69L211 70V69H212V66H211V68H209ZM217 69H218V68H217ZM219 69H220V68H219ZM225 69H226V68H225ZM232 69H233V68H232ZM245 69H244V70H245ZM248 69H249V68H248ZM90 70H91V69H90ZM96 70H98V69H96ZM127 70H128L129 72H128ZM146 70H148V69H146ZM158 70H159V69H158ZM164 70H165V69H164ZM220 70H221V69H220ZM237 70H238V69H237ZM244 70H243V71H244ZM98 71H99V70H98ZM101 71H102V69H101ZM103 71H105V70H103ZM119 71H121V70H119ZM139 71H140V70H139ZM143 71H144V70H143ZM143 71H142V72H143ZM159 71H160V70H159ZM159 71H157V72H159ZM185 71H187V69H186ZM222 71H224V70H222ZM222 71H221V72H222ZM250 71H251V69H250ZM253 71H254V70H253ZM255 71H256V69H255ZM263 71H264V70H263ZM96 72H97V71H96ZM99 72H100V71H99ZM187 72H188V71H187ZM201 72H202V71H201ZM201 72H199V73H201ZM207 72H208V70L206 71V73H207ZM213 72H214V71H213ZM251 72H252V71H251ZM101 73H102V72H101ZM143 73H144V72H143ZM143 73H142V74H143ZM146 73H147V71H146ZM146 73H144L143 75H144V76L147 75ZM206 73H205V74H206ZM211 73H212V71H211ZM211 73L208 72V74H211ZM236 73H237V72H236ZM97 74H99V73L97 72ZM112 74H113V73H112ZM125 74H126V73H125ZM139 74H140V73H139ZM201 74H203V73H201ZM214 74H215V73H214ZM220 74H221V73H220ZM223 74H224V73H223ZM233 74H235V73H233ZM252 74H253V73H252ZM110 75H111V72H110ZM134 75H135V74H134ZM137 75H138V73H137ZM148 75H149V74H148ZM203 75H204V74H203ZM215 75H217V73H216ZM253 75H254V74H253ZM104 76H105V75H103V77H104ZM139 76H140V75H139ZM198 76H199V75H198ZM206 76H207V75H205V77H206ZM208 76L210 77V75H208ZM208 76H207V77H208ZM211 76H212V74H211ZM237 76H238V75H237ZM245 76H246V75H245ZM249 76H250V75H249ZM256 76H257V74H256ZM106 77H107V76H106ZM199 77L201 78L202 76H199ZM240 77H241V76H240ZM240 77H239V78H240ZM246 77H247V76H246ZM252 77H253V76H252ZM254 77H255V76H254ZM100 78H101V77H100ZM202 78H203V77H202ZM216 78H218V77H216ZM227 78H228V77H227ZM227 78H226V79H227ZM237 78H238V77H237ZM257 78H259V76H257ZM262 78H263V77H262ZM262 78H261V79H262ZM101 79H102V78H101ZM105 79H106V78H105ZM214 79H215V78H214ZM235 79H236V78H235ZM244 79H245V78H244ZM96 80H97V79H96ZM96 80H95V82L98 81V80H97V81H96ZM99 80H100V79H99ZM227 81H228V79H227ZM227 81H226V83H227ZM230 81H231V80H230ZM230 81H228V84H229ZM232 81H233V80H232ZM235 81H236V80H235ZM242 81H243V80H241V82H242ZM93 82H94V80H93ZM95 82H94V84L96 85L97 83H95ZM236 82H237V81H236ZM239 82H240V81H239ZM241 82H240V83H241ZM243 82H244V81H243ZM91 84H92V82H91ZM231 84H232V83H231ZM92 85H93V84H92ZM95 85H94V86H95ZM97 85H98V84H97ZM233 85H236V84L233 83L232 86H233ZM237 85H238V84H237ZM237 85H236V86H237ZM239 85H240V87H241V85H243V84L241 83V84H239ZM226 86H227V85H226ZM232 86H231V87H232ZM90 87H93V86H90ZM231 87H230V88H231ZM228 88H229V87H228ZM90 89H91V88H90ZM93 89H94V88H93ZM96 89H97V88H95L94 90H96ZM225 89L227 90L226 87H225ZM91 90H92V89H91ZM163 90L165 91V89H163ZM97 91H98V90H97ZM237 91H238V90H237ZM237 91H236V92H237ZM90 92H91V91H90ZM94 92H95V91H94ZM160 92H161V91H160ZM178 92H180V91L178 90ZM225 92L227 93L228 91H225ZM238 92H240V91H238ZM91 93H92V92H91ZM170 93H171V92H170ZM181 93H182V92H181ZM226 93H224L223 95L225 96ZM233 93H235V92H233ZM93 94H94V93H93ZM163 94H164V93H163ZM165 94H167V92H166ZM179 94H180V93H179ZM235 94H236V93H235ZM238 94H239V93H238ZM238 94H236V95H238ZM160 95H162V94H160ZM167 95H168V94H167ZM170 95H171V94H170ZM223 95H222V96H223ZM226 95H227V94H226ZM232 95H233V94H231V96H232ZM236 95H234V96H236ZM123 96H124V95H123ZM123 96L121 95L120 98L123 97ZM163 96H164V95H163ZM212 96H213V95H212ZM219 96H220V97H219ZM222 96L218 94V96H217V97H219V99H218L219 101H218V102H220V99H221ZM243 96H244V95H243ZM180 97H181V96H180ZM180 97H179V98H180ZM225 97H226V96H225ZM125 98H126V97H125ZM125 98H124V100H125ZM166 98H167V96H166ZM215 98H216V97H215ZM222 98H224V97H222ZM232 98H233V97H232ZM117 99H118V98H116V100H117ZM122 99H123V98H121V99H119V100L121 101ZM116 100H115V101H116ZM119 100H118V101H119ZM216 100H217V98H216ZM222 100H223V99H221V101H222ZM228 100L231 102L230 99H228ZM252 100H254V99H252ZM256 100H258V99H256ZM256 100H255V102H256ZM118 101H116V102H118ZM125 101H126V100H125ZM125 101H124V102H125ZM197 101H198V100H197ZM233 101H234V100H233ZM240 101H241V100H240ZM259 101H261V100L259 99ZM198 102H199V101H198ZM211 102H212V100H211ZM227 102H228V101H227ZM227 102H226V103H227ZM220 103H221V102H220ZM223 103H224V101H223ZM223 103H221V104H222V108L224 109V106H225L226 104H223ZM233 103H234V102H233ZM260 103H261V102H260ZM210 104H211V103H210ZM221 104H220V105H221ZM227 104H229V103H227ZM258 104H259V102H258ZM263 104H264V103H263ZM214 105H215V101H214ZM214 105H213V103H212L211 106L214 107ZM223 105H224V106H223ZM251 105H253V104H251ZM207 106H208V105H207ZM226 106L228 107V106H230V105H226ZM238 106H239V104H238ZM238 106H237V107H238ZM246 106H247V105H246ZM246 106H245V109H246V108L248 109V107H246ZM248 106H249V105H248ZM204 107H205V106H204ZM204 107H200V110H198V112L201 111V109H204ZM209 107H210V106H208V108H209ZM220 107H221V106H220ZM232 107H233V106H232ZM243 107H244V105H243ZM243 107H242V108H243ZM255 107H256V105H255ZM257 107H258V106H257ZM263 107H264V106H263ZM193 108H194V107H193ZM193 108H191V110H192ZM198 108H199V107H198ZM211 108H212V107H211ZM216 108H217V107H216ZM218 108H219V105H218ZM218 108H217V109H218ZM229 108H231V107H229ZM235 108H236V107H235ZM242 108H241V110H243ZM252 108L255 109L254 106H253ZM260 108H261V107H260ZM188 109H189V108H188ZM223 109H222V110H223ZM236 109H237V108H236ZM249 109H250V108H249ZM258 109H259V108H258ZM147 110H148V109H147ZM205 110H206V107H205ZM208 110H209V109H208ZM208 110H207V111H208ZM210 110H211V109H210ZM212 110H215V108L212 109ZM220 110H221V109H220ZM220 110H219V111H220ZM226 110H227V109L223 110V112H225ZM239 110H240V109H238V112H239ZM149 111H152V110L150 109ZM149 111H148V112H149ZM189 111H190V110H189ZM203 111H204V110H203ZM207 111H205V112H207ZM234 111H235V110H234ZM244 111H245V110H244ZM253 111H254V110H253ZM262 111H263V110H262ZM107 112H108V111H107ZM145 112H146V111H145ZM186 112H187V110H186ZM194 112H196V113H194ZM194 112H193V115H194V114H197V110H195ZM236 112H237V111H236ZM259 112H260V111H259ZM135 113H136V112H135ZM152 113H153V111H152ZM152 113H151V114H152ZM249 113H250V110H249ZM251 113H252V112H251ZM141 114H142V113H141ZM149 114H150V113H149ZM199 114H200V113H199ZM218 114H219V113H218ZM237 114H239V113H237ZM256 114H257V113H256ZM135 115H136V114H135ZM145 115H146V114H145ZM200 115H201V114H200ZM239 115H241V117H242V112H241V114H239ZM239 115H237V116H238V118H239V120H240V116H239ZM261 115H262V114H261ZM150 116H151V115H150ZM197 116L199 117V115H197ZM243 116H244V115H243ZM247 116H249V115H247ZM254 116H255V115H254ZM131 117H133V116H131ZM152 117H153V116H152ZM194 117H196V116L194 115ZM233 117H236V115H234ZM233 117H232V119H233ZM255 117H256V116H255ZM255 117H254V118H255ZM149 118H150V117H149ZM153 118H154V117H153ZM204 118H205V117H204ZM257 118H258V117H257ZM127 119H129V118H127ZM127 119H126V121L128 122ZM133 119H134V118H133ZM154 119H155V118H154ZM201 119H202V118H201ZM232 119H231V120H232ZM249 119H250V118H249ZM255 119H256V118H255ZM88 120H89V119H88ZM131 120H132V119H131ZM147 120H148V119H146V121H147ZM235 120H237V119H235ZM239 120H238L237 122H239ZM253 120H254V119H253ZM258 120H259V118H258ZM258 120H257V121H258ZM129 121H130V119H129ZM152 121H153V120H152ZM233 121H234V119L232 120V123H234ZM245 121H246V120H245ZM249 121H250V120H249ZM263 121H264V120H263ZM137 122H138V121H137ZM156 122H157V118H156ZM222 122H223V121H222ZM241 122H242V121H241ZM259 122H260V121H259ZM128 123H129V122H128ZM149 123H150V122H149ZM157 123H158V122H157ZM144 124H147V125H148V123H145V122H144ZM154 124H155V123H154ZM154 124H153V126H154ZM206 124H207V123H206ZM206 124H205V125H206ZM210 124H211V123H210ZM216 124H217V123H216ZM216 124H215V126H216ZM222 124H224V122H223ZM240 124H242V123H240ZM240 124H239V125H240ZM128 125H129V124H128ZM157 125H159V124H157ZM217 125H218V124H217ZM249 125H251V124H249ZM249 125H248V126H249ZM253 125H254V124H253ZM258 125H259V124H258ZM138 126H140V125H138ZM206 126H207V125H206ZM212 126H213V125H212ZM218 126H220V125H218ZM237 126H238V124L236 125V127H237ZM245 126H246V125H245ZM254 126H255V125H254ZM124 127H127V126L124 125ZM146 127H147V126H146ZM151 127H152V125H151ZM204 127H205V126H204ZM223 127H224V126H223ZM236 127L234 126V128H236ZM238 127H239V128H240V127L242 128V132L244 131L242 126H238ZM238 127H237V129H238ZM246 127H247V126H246ZM249 127H250V126H249ZM261 127H262V126H261ZM247 128H248V127H247ZM250 128H251V127H250ZM129 129H130V128H129ZM209 129H210V126H209ZM212 129H215V128H212ZM220 129H221V127H220ZM222 129H224V128H222ZM222 129H221V130H222ZM237 129H236V130H237ZM248 129H249V128H248ZM257 129H258V128H257ZM263 129H264V128H263ZM206 130H207V129H206ZM245 130H246V129H245ZM250 130H251V129H250ZM212 131H214V130H212ZM217 131H218V129H217ZM217 131H216V132H217ZM251 131H252V130H251ZM151 132H152V131H151ZM216 132H215V134H216ZM240 132H241V131H240ZM246 132H247V131H246ZM253 132H254V129H253ZM212 134H213V133H212ZM217 134L219 135L220 133L218 132ZM239 134H240V133H239ZM249 134H250V132H249ZM255 134H256V133H255ZM260 134H261V133L257 134V135H258L257 137H260V136H259ZM236 135H237V134H236ZM204 136H205V135H204ZM238 136H239V135H238ZM238 136L236 137V140H234V141H236V142L238 141V139H239ZM255 138H256V137H255ZM206 139H208V138H206ZM256 139H257V138H256ZM262 140H263V138H262ZM262 140H260V141H262ZM208 141H209V140H208ZM231 141H232V139H231ZM239 141H240V140H239ZM239 141H238V143H239ZM240 142H241V141H240ZM253 142H254V141H253ZM253 142H252V143H253ZM256 142H257V141H256ZM203 143H204V141H203ZM254 143H255V142H254ZM205 144H206V142H205ZM242 144H243V143H242ZM198 145H199V144H198ZM206 145H207V144H206ZM235 145H237V144L235 143ZM247 146H248V145H247ZM263 147H264V146H263ZM213 148H214V147H213ZM251 148H252V147H251ZM203 150H204V149H203ZM200 152H201V151H200ZM196 153H197V152H196ZM229 153H230V151H229ZM256 153H257V152H256ZM259 153H260V152H259ZM198 154H199V153H198ZM220 154H221V153H220ZM247 155H249V154H247ZM247 155H246V152H244V151H242V150L240 149V150H238L236 153H234V154H232V155L226 153V155H223V156H221V157L219 156L218 159H217V161H216V162L218 163V165L220 166L219 174H218L217 176H214V175H213V177L210 176V178H211L212 181H213V184H214V182H215V183L218 182V185H220V186H221V185L224 186L226 183H230V182H231V184L233 183V185H235V184H237V182H238V186L240 185V187H241V191L237 190V192H238V191H239V192L244 191L246 188H245V187H242V186H245L243 183L249 182L251 179H254V178H255L254 174H255V172L257 173L258 171H256V170L259 169V168H258V169H256V170L254 171V170H252V169L249 168V166H248V162L246 163V161L249 160V159L251 160L252 157H250V155H249L250 158H247ZM253 155H254V154H253ZM258 155H259V154H258ZM261 156H262V155H261ZM188 157H189V156H188ZM188 157H187V159H188ZM197 157H198V156H197ZM199 157H200V156H199ZM201 157H202V156H201ZM201 157H200V159H201ZM203 157H206V156H203ZM207 158H208V157H207ZM207 158H205V159H207ZM192 159H193V158H192ZM200 159H199V160H200ZM205 159H204V161H205ZM258 159H259V158H258ZM194 160H195V159H194ZM194 160H193V161H194ZM209 160H210V159H209ZM214 160H215V159H214ZM146 161H147V160H146ZM179 161H181V160H179ZM190 161H191V158H190ZM201 161H202V159H201ZM201 161H200V162H201ZM204 161H203V162H204ZM207 161H208V160H207ZM254 161H255V160H254ZM194 162H196V161H194ZM197 162L199 163V161H197ZM203 162H202V163H203ZM257 162H258V161H257ZM181 163H183V162L181 161ZM186 163H187V162H186ZM189 163H190V162H189ZM204 163H205V162H204ZM260 163H261V162H260ZM179 164H180V163H179ZM192 164H193V163H192ZM196 164H197V163H196ZM211 164H212V163H211ZM211 164H210V165H211ZM246 164H247V165H246ZM262 164L264 165L263 161H262ZM144 165H145V164H144ZM144 165H143V166H144ZM183 165H184V163H183ZM197 165H198V164H197ZM197 165H196V166H197ZM199 165H200V164H199ZM205 165H206V163H205ZM189 166H190V165H189ZM192 166H193V165H192ZM202 166H203V164H202ZM202 166H201V167H202ZM253 166H254V165H253ZM253 166H252L251 168H254ZM259 166H260V164H259ZM10 167H12V166H10ZM139 167H140V165H139ZM183 167H185V166H183ZM186 167H187V166H186ZM197 167H198V166H197ZM201 167H200V168H201ZM206 167H207V166H206ZM0 168H1V167H0ZM14 168L16 169L15 166L13 167V169H14ZM200 168H199V169H200ZM207 168H208V167H207ZM260 168H261V167H260ZM263 168H264V166H263ZM13 169H11V171H13ZM15 169H14V170H15ZM180 169H182V167H181ZM180 169H179V170H180ZM187 169H189V168L187 167ZM191 169H192V168H191ZM191 169H190V171L193 172ZM199 169H198V171H199ZM202 169H203V168H202ZM205 169H206V168H205ZM0 170H2V169H0ZM140 170H141V168H140ZM140 170H139V171H140ZM183 170H184V169H183ZM206 170H207V169H206ZM145 171H146V170H145ZM190 171H189V172H190ZM195 171H196V173H197L196 168H195ZM259 171H261V170H259ZM179 172H180V171H179ZM183 172H184V171H183ZM183 172H181V173H183ZM211 172H213V171H211ZM140 173H141V171H140ZM142 173H143V174H146L144 171H142ZM142 173H141V174H142ZM149 173H150V172H149ZM149 173H148V175H149ZM177 173H178V172H177ZM177 173H176V174H177ZM196 173H195V175H196ZM203 173H204V172H203ZM143 174H142V175H143ZM176 174H175V175H176ZM178 174H179V173H178ZM214 174H215V173H214ZM216 174H217V173H216ZM259 174H260V173H259ZM146 175H147V174H146ZM146 175H145V176H146ZM148 175H147V176H148ZM180 175L182 176V174H180ZM180 175H179V176H180ZM185 175H186V173H185ZM187 175H188V174H187ZM189 175H190V174H189ZM205 175H206V174H205ZM181 176H180V177H181ZM197 176H198V175H197ZM140 177H141V175H140ZM143 177H144V176H143ZM176 177H177V176H176ZM186 177H187V176H186ZM186 177H183V178L185 179ZM200 177H201V173H200ZM252 177H253V178H252ZM161 178H162V177H161ZM261 178H262V176H261ZM147 179H148V177H147ZM179 179H182V178H179ZM202 179H203V178H202ZM207 179H208V178H207ZM259 179H260V178H259ZM163 180H164V179H163ZM188 180H189V178H188ZM193 180H195V179H193ZM204 180H205V179H204ZM257 180H258V178H257ZM257 180H255V182H257ZM160 181H161V179H160ZM182 181H183V180H182ZM182 181H181V182H182ZM185 181H186V179H185ZM190 181H191V179H190ZM196 181H197V180H196ZM199 181H200V179H199ZM212 181H209V182L211 183ZM253 181H254V180H253ZM167 182H168V181H166V183H167ZM188 182H189V181H188ZM188 182H187V183H188ZM209 182H206V183H209ZM221 182H222V183H221ZM239 182H240V183H239ZM258 182H259V180H258ZM179 183H180V182H179ZM190 183H191V182H190ZM194 183H195V182H194ZM197 183H198V181H197ZM202 183H203V181H202ZM234 183H235V184H234ZM241 183H242V185H241ZM168 184H170V183H168ZM199 184H200V182H199ZM213 184H212V185H213ZM231 184H230V185L228 184V185H229L230 187H232ZM257 184H258V183H257ZM171 185H172V184H171ZM171 185H170V186L168 185V187H167V188H169V190H170V188H171ZM174 185H175V187H176V184H174ZM183 185H184V184H183ZM191 185H192V183H191ZM214 185H215L216 187L218 186L217 184H214ZM226 185H227V184H226ZM260 185H261V183H260ZM142 186H143V185H142ZM164 186H165V185H164ZM180 186H181V184H180ZM185 186H186V185H185ZM189 186H190V185H189ZM189 186H188V187H189ZM194 186H195V185H194ZM203 186H205V185H203ZM207 186H208V185H207ZM207 186H205V187H207ZM229 186H226V187L229 188ZM140 187H141V185L139 186V189H138V188H137V189L140 190ZM165 187H166V186H165ZM172 187H173V186H172ZM183 187H184V186H183ZM195 187H196V186H195ZM197 187H198V184H197ZM210 187H211V185L208 186V188H210ZM246 187H247V184H246ZM163 188H164V187H163ZM167 188H166V189H167ZM173 188H174V187H173ZM177 188H178V187H177ZM179 188H180V191H181L182 188H181V187H179ZM179 188H178V189H179ZM212 188H214V187L212 186ZM218 188H219V186H218ZM222 188H223V187H222ZM222 188H220V189H222ZM235 188H237L236 185H235ZM242 188H243V190H242ZM244 188H245V189H244ZM248 188H249V187H247V189H248ZM143 189H144V188H143ZM164 189H165V188H164ZM166 189H165V191H166ZM183 189H184V188H183ZM188 189H189V188H188ZM198 189H200V188H198ZM210 189H211V188H210ZM223 189H224V188H223ZM237 189H239V188H237ZM247 189H246V190H247ZM134 190H135V188H134ZM144 190H145V189H144ZM158 190H159V192H162L161 189H158ZM160 190H161V191H160ZM173 190H174V189H173ZM175 190H176V189H175ZM192 190H194V192L196 191V189H194L193 187H192L191 191H192ZM211 190L213 191L214 189H211ZM232 190H233V188H232ZM250 190L252 191V189H249L248 191H250ZM145 191H146V190H145ZM147 191H148V190H147ZM156 191H157V190H156ZM177 191H178V190H177ZM184 191H185V190H184ZM187 191H188V190H187ZM215 191H216V189H215ZM225 191H226V188H225ZM248 191H247V192H248ZM142 192H143V191H142ZM166 192H167V191H166ZM170 192H171V194H172V192H174V191L171 190V191H169L167 194H170ZM178 192H179V191H178ZM197 192H198V191H197ZM201 192H202V190H200V194H201ZM218 192L221 193V192L219 191V189H218V191H217L216 193H218ZM227 192H228V191H227ZM231 192H232V191L230 190V193H231ZM134 193H135V192H134ZM147 193H148V192H147ZM153 193H154V192H153ZM189 193H190L189 196L191 197V192H189ZM234 193H235V190H234ZM243 193H244V192H243ZM245 193H246V192H245ZM249 193H250V192H249ZM252 193H253V192H252ZM142 194H143V193H142ZM159 194H160V193H159ZM162 194H163V193H162ZM171 194H170V195H171ZM174 194H175V193H174ZM174 194H173V195H174ZM180 194H182V192H181ZM213 194H215V193L213 192ZM253 194H255V193H253ZM258 194H259V193H257V195H258ZM143 195H144V194H143ZM149 195H150V197L148 198ZM170 195H169V196H170ZM173 195H172V196H173ZM177 195H178V194H177ZM177 195H174L175 198H177ZM206 195H207V194H206ZM206 195L204 194L203 196L207 197ZM215 195H216V194H215ZM244 195H246V194H244ZM248 195H249V194H248ZM248 195H246V196H248ZM132 196H133V195H132ZM144 196H145V195H144ZM146 196H147L148 202H150V200H151V204H150V203H145V202H143V203H145L144 206H145V205L147 206V204H149V205L151 206V205L153 204L152 202L154 201V200L152 201L153 198H152L151 192H149ZM160 196H161V195H160ZM164 196H166V195L164 194ZM169 196H168V197H169ZM180 196H181V195H180ZM186 196H187V195H186ZM195 196H197V194H196ZM199 196H200V195H199ZM231 196H232V198H233V193H232ZM238 196H239V195H238ZM161 197H163V196H161ZM166 197H167V196H166ZM212 197H213V195H211L210 198H212ZM241 197H242V196H241ZM241 197H240V199H241ZM243 197H245V196H243ZM243 197H242V200L245 201V199H244ZM251 197H252V196H251ZM259 197H262V196H259ZM259 197H258V198H259ZM129 198H130V197H129ZM170 198H171V196H170ZM183 198H185V196H184ZM199 198H200V197H199ZM207 198H209V196H208ZM207 198H206V199H207ZM210 198H209V200H210ZM217 198H219L218 195H217L216 199H217ZM228 198H229V197H228ZM256 198H257V197H256ZM263 198H264V197H263ZM132 199H133V197H132ZM132 199H131V200H132ZM134 199H135V198H134ZM134 199H133V201H134ZM186 199H187V198H186ZM202 199H203V198H202ZM216 199H215V200H216ZM222 199H223V198H222ZM222 199H221V200H222ZM224 199H225V198H224ZM129 200H130V199H129ZM163 200H166V199L163 198ZM178 200H179V199H178ZM225 200H226V199H225ZM228 200H231V199H228ZM233 200H234V199H233ZM259 200L262 201V202H264V201H263L264 199H262V198H260ZM259 200H258V201H259ZM133 201H132V202H133ZM180 201H181V200H180ZM180 201H179V202H180ZM183 201H184V200H183ZM188 201H192L191 198H190ZM205 201H206V200H205ZM211 201H212V200H211ZM222 201H223V200H222ZM234 201H236V199H235ZM244 201H240V202H242L241 205L245 204ZM251 201H252V202H255V201H257V200L255 199V201H253V200H251ZM251 201H250V202H251ZM260 201H259V202H260ZM129 202H131V201H129ZM166 202H168V201H166ZM166 202H165V203H166ZM169 202H170V205H171V200H170ZM173 202H174V201H173ZM179 202H178V203H179ZM199 202H200V201H199ZM201 202H203V201L201 200ZM201 202H200V203H201ZM213 202H215L214 204H216V201H213ZM218 202H220V199H219V201L217 200V203H218ZM243 202H244V203H243ZM259 202H258V203H259ZM135 203H136V202H135ZM165 203H164V204H165ZM192 203H193V201H192ZM192 203H191V204H192ZM208 203H209V202H208ZM227 203H228V202H226L225 204H227ZM231 203H232V202H231ZM258 203H257V204H258ZM260 203H261V202H260ZM132 204H133V203H132ZM155 204L157 205V203H155ZM167 204H168V205H167ZM173 204L176 205L175 203H173ZM179 204H180V203H179ZM186 204H187V203H186ZM197 204H198V202H197ZM214 204H213V206H214ZM233 204H234V203L230 204V202H229V204H227V205H233ZM257 204H256V206L261 205V204H259V205H257ZM262 204H263V203H262ZM153 205H154V204H153ZM156 205H155V206H156ZM158 205H159V204H158ZM166 205H167V207L170 206L169 203H166ZM174 205H172V207H173ZM180 205H181V204H180ZM183 205L185 206V204L182 203L181 206L183 207ZM193 205H194V204H193ZM195 205H196V203H195ZM201 205H202V204H201ZM201 205H200V206H201ZM203 205H204V204H203ZM203 205H202V206H203ZM205 205H207V204L205 203ZM238 205H239V202H238ZM241 205H240V206H241ZM263 205H264V204H263ZM130 206H131V205H130ZM142 206H143V205H142ZM150 206H149V207H150ZM187 206H188V204H187ZM213 206H212V207H213ZM216 206H217V205H216ZM216 206H215V207H216ZM243 206H244V205H243ZM252 206H253V204H252ZM152 207H153V206H152ZM152 207H151V208H152ZM156 207H157V206H156ZM158 207H159V206H158ZM164 207H165V206H164ZM174 207H176V206H174ZM177 207H178V205H177ZM195 207H196V206H195ZM203 207H204V206H203ZM209 207H210V205H209ZM209 207H208V208H209ZM230 207H231L232 209L234 208V206H233V207L230 206ZM235 207H237V205H235ZM253 207H254V206H253ZM259 207H260V206H259ZM146 208H147V207H146ZM165 208H166V207H165ZM183 208H184V207H183ZM208 208H207V209H208ZM219 208H220V210H222V208H221L220 206H219ZM237 208H239V207H237ZM256 208H257V207H256ZM260 208L263 209V207H260ZM260 208H258L257 210L260 211ZM142 209H143V208H142ZM142 209H141V210H142ZM149 209H150V208H149ZM149 209H147V210H149ZM158 209H159V208H158ZM170 209H171V208H170ZM178 209H179V208H178ZM193 209H194V208H193ZM195 209H196V208H195ZM197 209H198V208H197ZM201 209H202V208H200V211H201ZM205 209H206V208H205ZM216 209H217V208H216ZM224 209H225V208H224ZM226 209H227V208H226ZM232 209H231V210H232ZM235 209H236V208H235ZM240 209L242 210L243 208H240ZM262 209H261V210H262ZM130 210H131V209H130ZM144 210H145V208H144ZM144 210H143V211H144ZM152 210H153V209H152ZM166 210H167V209H166ZM171 210H173V209H171ZM176 210H177V208H176ZM211 210H212V211H211ZM237 210H238V209H237ZM250 210H252V209H250ZM254 210H256V209H254ZM257 210H256V211H257ZM149 211H150V210H149ZM168 211H169V210H168ZM193 211H194V210H193ZM203 211H205V210H203ZM206 211H207V210H206ZM210 211L213 213V211H215V210L210 208ZM210 211H209V213H211ZM216 211L218 212V209H217ZM224 211H225V210H224ZM238 211H239V210H238ZM259 211H258V212H259ZM130 212H131V211H130ZM132 212H134V211H132ZM145 212H146V210H145ZM153 212H154V211H152V214L150 213V215H152V216H153V214L156 215V212H155V213H153ZM170 212H172V211H170ZM178 212H181V213H182V211H180V210H179ZM188 212H189V211H188ZM196 212H197V211H196ZM196 212H195V214H197ZM225 212H226V211H225ZM225 212H223V214H225ZM233 212H234V209H233ZM252 212H253V211H252ZM252 212H251V213H252ZM261 212H262V211H260L259 213L262 214ZM166 213H167V212H166ZM168 213H169V212H168ZM181 213H180V214H181ZM204 213H205V212H204ZM212 213H211V215H212ZM214 213H216V212H214ZM219 213H220V211H219L217 214L219 215ZM227 213H228V212H226V214H225L224 216H226ZM229 213H230V209H229ZM235 213H237V212H235ZM177 214H179V213H177ZM199 214H201V212H199ZM221 214H222V213H221ZM223 214H222V215H223ZM230 214H231V213H230ZM230 214H229L228 216H230ZM237 214H239V213H237ZM249 214H250V213H249ZM254 214H255V212H254ZM260 214H259V216H260V218H262L263 215L261 216ZM263 214H264V212H263ZM130 215H132V214L130 213ZM162 215H163V214H162ZM167 215H168V214H167ZM207 215H208V214H207ZM213 215H214V214H213ZM218 215H217V216H218ZM242 215H243V213H242ZM163 216H164V215H163ZM200 216H201V215H200ZM224 216H223V218H225ZM228 216H227V217H228ZM237 216H238V215H236V217H234V213H233V216L231 215V217H234L235 219H236V218H237V219H240V216H241V215H239V218H238ZM245 216H247V214H246ZM132 217H135L134 214L132 215ZM160 217H162V216L160 215ZM160 217H159V219H160ZM187 217H188V216H187ZM211 217H212V216H211ZM215 217H216V216H215ZM227 217H226V218H227ZM150 218H151V217H150ZM157 218H158V217H156V219H157ZM175 218H176V217H175ZM218 218H219V217H218ZM226 218H225V219H226ZM254 218H255V217H254ZM145 219H146V218H145ZM151 219H153V217H152ZM156 219L154 218L153 221H155ZM161 219H162V218H161ZM187 219H188V218H187ZM195 219H196V217H195ZM213 219H214V218H213ZM225 219H221V221H219L218 219H216V221H214V222L211 221V222H209V223H206L207 225H205V227H201V225H200L199 227H201V229L198 228V227H197V228H198L199 231H200V230H202V231L205 230V231H206L207 236H206V234H205V238L207 239V237H208V240L211 242L212 246H214V247H215V248L221 253V255L223 256V258H222L223 260H224V258H228V259L230 260L229 257H232V256L234 257L235 254H236V256H237V259H238V257L241 258V255H237V253H238L242 248L244 249V246H245V245L247 246V244H248L249 241H248V242L246 241L245 243H242L243 246H241L240 244L236 245V244H235V241H234V239H235L234 237H236V235H237V236L239 235V237H241L243 233H239L240 231H238L239 234H237L236 231L239 230V229H238L239 227L237 228V230H235V228H236L235 224H233L235 227H232L233 225H232V224L230 225L229 221H228V222H224V221H227V220H225ZM227 219H229V220L232 219V221H235V223H236V221H237V219L234 220L233 218H227ZM251 219H252V218H251ZM191 220H192V219H191ZM205 220H206V219H205ZM211 220H212V219H211ZM222 220H224V221H222ZM240 220H243V219H240ZM254 220H255V219H254ZM257 220H258V219H257ZM257 220H256V221H257ZM261 220H263V223H264V219L262 218ZM156 221H157V220H156ZM156 221H155V222H156ZM158 221H159V220H158ZM160 221H161V220H160ZM209 221H210V219H209ZM258 221H260V219H259ZM187 222H188V221H187ZM189 222H190V220H189ZM195 222H196V221H195ZM206 222H207V221H206ZM237 222H239V221H237ZM240 222H241V221H240ZM240 222H239V224H240ZM152 223H154V222H152V221H151V223L149 222L150 225H152ZM162 223H163V219H162ZM162 223H161V225H163V227H164V224H162ZM164 223H166V225H167V221H164ZM183 223H184V222H183ZM191 223H192V222H191ZM191 223H189V224H191ZM226 223H228V224L225 225ZM231 223H234V222H231ZM242 223H243V222H242ZM260 223H262V222L260 221ZM130 224H131V223H130ZM155 224H156V226H155L156 228L154 227V229H158V227H159L158 225L160 224V222H159V224H158V223H155ZM157 224H158V225H157ZM168 224H169V222H168ZM195 224H196V223H194V225H195ZM200 224H201V223H200ZM248 224H249V223H248ZM254 224H255V222H254ZM161 225H160L159 228H161ZM174 225H175V224H174ZM186 225H187V224H186ZM249 225H250V224H249ZM256 225H258V223H256ZM256 225H255V227H256ZM131 226L133 227L132 224H131ZM131 226H130V227H131ZM134 226H135V225H134ZM152 226H154V225H152ZM168 226H170V225H167L166 227L163 228V229L166 228L164 231H167V230H168V228H167ZM190 226H191V225H190ZM190 226H189V227L186 226V227H188V229L186 228V230H190ZM196 226H197V225H196ZM240 226H241V225H240ZM263 226H264V225H262V227H263ZM132 227H131V229H132ZM148 227H149V226H148ZM170 227H172V226H170ZM170 227H169V230H170ZM181 227H182V225H181ZM192 227H193V229L195 228V230H192V231H195V232H196V231H197V230H196V227H194V226H192ZM192 227H191V229H192ZM251 227H252V229H254V226H253L252 224H251ZM149 228H150V227H149ZM172 228H173V227H172ZM176 228H177V227H176ZM179 228H180V227H179ZM184 228H185V227H184ZM202 228H204V229H202ZM244 228H245V227H244ZM244 228H243V229H244ZM248 228H250V227H248ZM161 229H162V228H161ZM163 229H162V230H163ZM181 229H182V228H181ZM243 229H242V230H243ZM245 229H247V228H245ZM258 229H259V226H258V228L256 229L257 232H258ZM260 229H262L261 226H260ZM263 229H264V227H263ZM152 230H153V229H152ZM158 230H159V229H158ZM169 230H168V231H169ZM186 230H185V231H186ZM249 230L251 231V228H250ZM256 230H255V231H256ZM132 231H133V229H132ZM132 231L130 230V232H131L130 234H131V235L133 234V232L137 233L136 230L133 231V232H132ZM173 231H174V230H173ZM205 231H204V233H205ZM250 231H249V232H250ZM253 231H254V230H253ZM253 231H251V232H253ZM259 231H262V230H259ZM169 232H170V231H169ZM171 232H172V229H171ZM171 232H170V234H172ZM187 232H188L189 234H188ZM187 232H186V234H187L188 241H189V240L191 239V238L189 239V237H190L191 235L193 236V233H192L191 231H187ZM200 232H201V231H200ZM241 232H243V231H241ZM245 232H246V231H245ZM257 232H255V233H257ZM135 233H134V234H135ZM138 233H140V232H138ZM143 233H144V232H143ZM143 233H142L141 235H143ZM198 233H199V232H198ZM258 233H260V234H258V235H261V234L264 235V233H262V232H258ZM130 234H129L128 239H129L130 236H131ZM134 234H133V238H132V239H134ZM165 234H166V233H165ZM165 234H163V235H162L161 237H159V238H156V239H159V240L155 241V239H152V241L154 240V242H155L156 244H157V242H160V241L162 242L163 245L166 244V241H165L164 238H163ZM194 234H195L194 236H196V233H194ZM139 235H140V234H139ZM188 235H190V236H188ZM199 235H200V234H199ZM250 235H252V234L250 233ZM262 235H261V236H262ZM145 236H146V235H145ZM252 236H253V235H252ZM252 236H250L251 238H250V242H249V244H250V245L252 244L251 241H253V243H255V241H256V243H259V244L256 245L257 247H258L259 245H261V247L263 246L262 248H264V244H263V245L260 244V243H264V242H261V240L264 239V236H262L263 238H262V237H259V239H261L260 242H259V239L256 238V235H255V239H257L258 241L255 240V239H253ZM142 237H143V236H142ZM245 237H246V235H245L243 238H245ZM253 237H254V236H253ZM138 238H139V237H138ZM147 238H149V237H147ZM154 238H155V237H154ZM203 238H204V237H203ZM241 238H242V237H241ZM241 238H240V239H241ZM193 239H194V238L192 237V240H193ZM134 240H136V239H134ZM137 240H138V239H137ZM140 240H141V239H140ZM150 240H151V239H150ZM199 240H200V239H199ZM247 240H249V239L247 238ZM254 240H255V241H254ZM130 241H131V240H130ZM143 241H144V240H143ZM145 241H146V240H145ZM145 241H144V242H145ZM148 241H149V240H148ZM148 241H147V242H148ZM202 241H204V240H202ZM263 241H264V240H263ZM134 242H135V241H134ZM134 242H133V244H134ZM161 242H160V243H161ZM170 242H171V241H170ZM190 242H191V240H190ZM206 242H208V241L206 240ZM210 242H208V243L210 244ZM240 242H243V241H240ZM128 243H129V242H128ZM151 243H152V242H148L147 245L149 244V246H151V245H150ZM160 243H158V244H160ZM174 243H175V242H174ZM195 243H196V242H195ZM204 243H205V242H204ZM246 243H247V244H246ZM256 243H255V244H256ZM130 244H131V242H130ZM130 244H128V246H129ZM137 244H138V242H137ZM137 244H136V245H137ZM156 244H154V245H156ZM172 244H173V243H172ZM176 244H177V243H176ZM179 244H180V243H179ZM199 244H200V242H199ZM205 244H207V243H205ZM211 244H210V245H211ZM134 245H135V244H134ZM141 245H142V244H141ZM141 245H139L138 247H141ZM160 245H161V244H160ZM168 245H170V244L168 243ZM180 245H181V246H184V244H180ZM180 245H179V246H180ZM239 245H240V246H239ZM250 245H248L247 247H249V248H253V247H251ZM252 245H254V244H252ZM28 246H29V245H28ZM71 246H72V245H71ZM76 246H78V245H76ZM128 246H127V247H128ZM130 246H132V244H131ZM130 246H129V248H130ZM145 246H146V243H145ZM196 246H197V245H196ZM237 246L242 247V248L238 251L239 248H238ZM73 247H74V246H73ZM133 247L136 248L135 246H133ZM153 247H154V246H153ZM156 247H158V245L155 246L154 248L156 249ZM159 247H160V248H158V250L162 248L161 246H159ZM172 247H173V246H172ZM174 247H175V246H174ZM194 247H195V246H194ZM247 247H246V249H247ZM259 247H260V246H259ZM28 248H30V247H28ZM134 248H132V249L130 248V254H131V256L128 254L129 257H127V260H128V258H129L128 262L130 261L129 263H131V264H133V263L135 264V262H134V257H136V256H135L134 254H136V252H138V251H137L138 248H137L136 250H135ZM144 248H145V247H144ZM146 248H147V247H146ZM146 248H145V249H146ZM148 248H150V247H148ZM154 248H153V249H154ZM175 248H176V247H175ZM175 248H173V249H175ZM177 248H178V247H177ZM177 248L175 249L176 251H178ZM180 248H181V247H180ZM180 248H179V249H180ZM183 248H184V247H183ZM70 249H71V248H70ZM133 249H134L135 253H133ZM150 249H152V248H150ZM150 249H148V250H150ZM153 249H152V250H153ZM162 249H165V248L163 247ZM171 249H172V248H171ZM243 249H242V250H243ZM255 249H256V248H255ZM255 249L253 248V251H254ZM25 250H26V248H25ZM32 250H33V249H32ZM75 250H76V249H74V252H75ZM78 250H79V249H78ZM138 250H139V249H138ZM156 250H157V249H156ZM156 250H155V251H156ZM158 250H157V251H158ZM175 250H174V252H175ZM181 250H182V249H181ZM197 250H198V249H197ZM242 250H241V251H242ZM261 250H263V249H261ZM140 251H141V252H140ZM168 251H170V250H168ZM182 251H183V250H182ZM201 251H203V250H201ZM245 251H246V250H245ZM247 251H248V250H247ZM247 251H246V253H247ZM250 251H251V250H249V252H250ZM257 251H258V250H257ZM26 252H27V251H26ZM26 252H25V254H26ZM28 252H29V251H28ZM30 252H31V251H30ZM74 252H73V253H74ZM139 252H140L141 254L143 253V257H144V252H142V250H139ZM150 252H151V251H149V253H150ZM180 252H181V251H180ZM180 252H179V253H180ZM187 252L189 253V251H187ZM204 252H205V251H204ZM254 252H255V251H254ZM263 252H264V251H263ZM22 253H23V252H22ZM31 253H32V252H31ZM75 253H76V252H75ZM78 253H80V251H79ZM81 253H82V252H81ZM81 253H80V259L83 258V257H82V256H83V253H82V256H81ZM145 253H146V252H145ZM147 253H148V252H147ZM149 253H148V254H149ZM152 253H153V252H152ZM154 253H155V252H154ZM154 253L151 254L150 256L153 257V255H155V257H157L156 255H158V254H154ZM157 253H158V252H157ZM159 253H160V251H159ZM164 253H166V252H164ZM168 253H169V252H168ZM176 253H177V252H176ZM202 253H203V252H202ZM239 253H240V252H239ZM239 253H238V254H239ZM244 253H245V252H244V250H243V254H242V252H241L242 256L245 255ZM251 253H253V252H251ZM256 253L258 254V252H255V253H253V254H256ZM260 253H261V252H260ZM260 253H259V254H260ZM29 254H30V253H29ZM76 254H77V253H76ZM183 254H184V253H183ZM190 254H191V253H190ZM209 254H211V252H210ZM253 254H252V255H253ZM257 254H256V255H257ZM263 254H264V253H263ZM139 255H140V254H139ZM139 255H138V256H139ZM146 255H147V254H145V257H146V258H148V259L151 258V257L146 256ZM165 255H166V254H165ZM172 255H173V254H172ZM172 255H169V256H172ZM180 255H182V254H180ZM191 255H192V254H191ZM207 255H208V254H207ZM221 255H220L219 257H221ZM249 255H250V254H249ZM252 255H250V256L252 257ZM23 256H24V255H23ZM173 256H174V255H173ZM173 256H172V257H173ZM217 256H218V254H217ZM236 256H235V258H236ZM257 256H258V255H257ZM263 256H264V255H263ZM263 256H261V257L264 258ZM24 257H25V256H24ZM130 257H131V258H130ZM140 257H141V255H140ZM184 257H185V256H184ZM197 257H198V256H197ZM211 257H212V256H211ZM211 257H210V258H211ZM247 257H248V256H247ZM78 258H79V255H78ZM235 258H234V260H235ZM253 258H254V257H253ZM258 258H260V257L258 256ZM168 259L170 260V258H168ZM222 259H221V260H222ZM250 259H251V258H250ZM127 260H126V262H127ZM160 260H161V259H160ZM163 260H166V261H167V259H165V258H164ZM171 260H172V259H171ZM184 260H185V259H184ZM189 260H190V259H189ZM197 260H198V259H197ZM201 260H202V259H201ZM203 260H204V258H203ZM241 260H243V258H242ZM245 260H246V259H245ZM247 260H249V258H248ZM256 260H257V257H256V259H255L254 261H255V262H258V261H256ZM158 261H159V259H158ZM187 261H188V260H186L185 262L187 263ZM231 261H232V260H231ZM231 261H230V263H231ZM237 261H240V260H237ZM252 261H253V259H252ZM252 261H250V262H252ZM254 261H253V262H254ZM262 261H263V260H262ZM132 262H133V263H132ZM153 262H155L154 264H156V261H153ZM178 262H179V261H178ZM178 262H177V263H178ZM189 262H190V261H188V263H189ZM192 262H194V261H192ZM197 262H198V261H197ZM214 262H215V259H214ZM218 262H221V261H218ZM218 262H217V264H220V263H218ZM222 262H224V261H222ZM248 262H249V261H248ZM253 262H252V263H253ZM129 263H128V264H129ZM136 263L138 264V262H136ZM149 263H150V261H149ZM149 263H147V264H149ZM159 263H160V262H159ZM159 263H158V264H159ZM164 263H166V262H164ZM179 263H180V262H179ZM182 263H183V262H182ZM190 263H191V262H190ZM204 263H205V262H204ZM226 263H228V261H226ZM230 263H228V264H230ZM233 263L236 264V262H233ZM239 263H240V262H239ZM263 263H264V261H263ZM126 264H127V263H126ZM140 264H142V263H140ZM143 264H144V263H143ZM150 264H151V263H150ZM160 264H162V263H160ZM166 264H169V262L166 263ZM170 264H172L171 261H170ZM174 264H175V263H174ZM180 264H181V263H180ZM197 264H198V263H197ZM223 264H224V263H223ZM241 264H244V263L242 262ZM245 264H246V263H245ZM255 264H257V263H255ZM259 264H260V263H259Z\"/></svg>", "mask_w": 264, "mask_h": 264}]
</instances>
